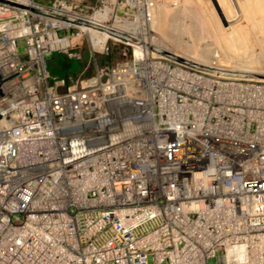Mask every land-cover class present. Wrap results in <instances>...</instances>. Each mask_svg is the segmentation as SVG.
Masks as SVG:
<instances>
[{"label":"built area","instance_id":"built-area-1","mask_svg":"<svg viewBox=\"0 0 264 264\" xmlns=\"http://www.w3.org/2000/svg\"><path fill=\"white\" fill-rule=\"evenodd\" d=\"M145 3L0 0V264H264V80L117 40Z\"/></svg>","mask_w":264,"mask_h":264},{"label":"rangeland","instance_id":"rangeland-1","mask_svg":"<svg viewBox=\"0 0 264 264\" xmlns=\"http://www.w3.org/2000/svg\"><path fill=\"white\" fill-rule=\"evenodd\" d=\"M151 4L149 32L174 52L264 69V0H152ZM82 44L87 50L89 43ZM112 48L117 61L123 45ZM20 50L25 52L23 42ZM88 61L87 52L83 61L54 52L48 61L51 80L77 75Z\"/></svg>","mask_w":264,"mask_h":264},{"label":"bare ground","instance_id":"bare-ground-1","mask_svg":"<svg viewBox=\"0 0 264 264\" xmlns=\"http://www.w3.org/2000/svg\"><path fill=\"white\" fill-rule=\"evenodd\" d=\"M152 0H146L144 7V14L137 15L136 17L127 15L126 17L115 16L114 20L109 21V26L111 28V33L117 36L118 33L127 34L134 43L141 44L146 43L149 46H153L156 49L157 54L167 58L178 61L181 64H185L196 69H202L205 72L220 75L222 77L232 76V77H246L255 80H264V69L248 68L244 65H235L229 63H215L212 60L201 58L193 55H180L176 50L164 45L158 41V37L150 34L151 29L149 24V8L152 5ZM115 9V8H114ZM110 14V9L106 12H99L96 15L97 21L101 24L104 22L105 17ZM109 18V17H107ZM148 23V25L146 23ZM87 31V30H86ZM117 40L120 39L119 36L116 37ZM129 40V41H130ZM131 41V42H132ZM182 54V53H181ZM185 54V53H184ZM190 54V53H189ZM202 66V67H200ZM2 68L0 67V72L2 73Z\"/></svg>","mask_w":264,"mask_h":264},{"label":"water","instance_id":"water-1","mask_svg":"<svg viewBox=\"0 0 264 264\" xmlns=\"http://www.w3.org/2000/svg\"><path fill=\"white\" fill-rule=\"evenodd\" d=\"M117 35L122 36V37H124L126 39H130V37L128 35H125V34H122V33H118ZM200 67H202V66H200ZM18 73H16V74H14V75H12V76H10V77H8V78H6V79L3 80V75L0 72V97L3 96V95H5L4 94V88H3V82L6 81V80H8V79H10L11 77L17 75ZM1 118H2V114L0 113V119Z\"/></svg>","mask_w":264,"mask_h":264}]
</instances>
